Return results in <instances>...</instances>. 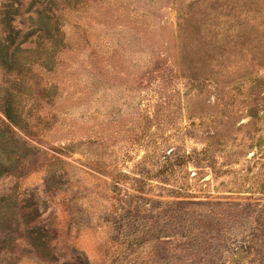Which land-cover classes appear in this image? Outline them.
<instances>
[{
	"label": "rangeland",
	"instance_id": "obj_1",
	"mask_svg": "<svg viewBox=\"0 0 264 264\" xmlns=\"http://www.w3.org/2000/svg\"><path fill=\"white\" fill-rule=\"evenodd\" d=\"M56 4L59 38L21 43L20 6L0 63L25 156L0 264H264V0Z\"/></svg>",
	"mask_w": 264,
	"mask_h": 264
},
{
	"label": "trees",
	"instance_id": "obj_2",
	"mask_svg": "<svg viewBox=\"0 0 264 264\" xmlns=\"http://www.w3.org/2000/svg\"><path fill=\"white\" fill-rule=\"evenodd\" d=\"M23 0L9 1L1 11L0 24L5 31L4 40L0 46V63L10 72L17 61L16 45L22 29L17 28L15 16L19 14L20 6L26 7L23 12L26 14L25 37L21 43H25L32 35L37 37L59 38L61 19L58 12L57 0ZM33 30V31H32ZM8 122L0 120V180L16 177L24 159L22 152L23 140L15 130V127L23 128L21 113L17 107V100L14 94L8 93L4 103L0 105ZM17 187L0 192V249L6 250L14 245V235L18 230L17 210L19 208Z\"/></svg>",
	"mask_w": 264,
	"mask_h": 264
}]
</instances>
